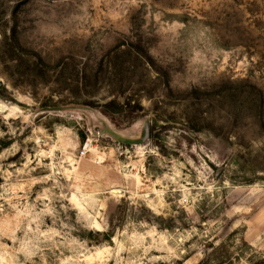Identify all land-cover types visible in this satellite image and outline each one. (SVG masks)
Segmentation results:
<instances>
[{
    "label": "rangeland",
    "instance_id": "obj_1",
    "mask_svg": "<svg viewBox=\"0 0 264 264\" xmlns=\"http://www.w3.org/2000/svg\"><path fill=\"white\" fill-rule=\"evenodd\" d=\"M0 264H264V0H0Z\"/></svg>",
    "mask_w": 264,
    "mask_h": 264
},
{
    "label": "built area",
    "instance_id": "obj_2",
    "mask_svg": "<svg viewBox=\"0 0 264 264\" xmlns=\"http://www.w3.org/2000/svg\"><path fill=\"white\" fill-rule=\"evenodd\" d=\"M82 152H85V150H84V151H82Z\"/></svg>",
    "mask_w": 264,
    "mask_h": 264
}]
</instances>
